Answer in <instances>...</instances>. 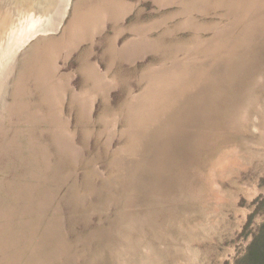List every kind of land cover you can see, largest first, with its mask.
Listing matches in <instances>:
<instances>
[{
  "label": "rangeland",
  "instance_id": "1",
  "mask_svg": "<svg viewBox=\"0 0 264 264\" xmlns=\"http://www.w3.org/2000/svg\"><path fill=\"white\" fill-rule=\"evenodd\" d=\"M222 1L73 0L65 26L51 36L60 39L65 32L67 37L70 35L65 29L75 17L76 4H80L77 16L95 10L104 14L106 23L98 26L96 21L99 29L94 36L88 33L72 54L66 51L58 54L55 67L60 68L55 75L50 74L53 79H42L37 60L32 58L24 63L25 52L34 54L31 49L36 40L21 51L6 99L9 104L20 101L22 105L15 111L8 109L3 117L6 130L0 131V264H183L182 260L185 264H248L244 257L264 224V91L260 88L264 63L257 67L256 61L262 55L264 44L258 48L259 55L247 51L256 34L264 31L256 30L259 24L246 11L248 8L245 10L241 5V0ZM255 1L251 0V8ZM257 16L263 18V25L264 2ZM215 30L222 33L216 36ZM143 37L149 40L144 44L146 47L136 44ZM201 46L206 49L205 53L193 50ZM125 49H134L133 58L148 54L133 62L123 55ZM192 54L190 58L198 57L216 71L222 65L232 70L229 67L232 64L233 72L228 75L237 77L221 82L220 95L208 79L201 89L211 96L194 99L200 97L198 92L189 93L186 101L198 100L203 108L200 113L199 107L192 106L186 117L190 120L198 114L206 119L215 116L222 129L236 124L242 116L248 119L242 131L212 132L232 133L231 142H234L229 146H220V143L213 147L207 139H202L208 144L205 148L192 143L188 146V149L202 150L206 162L219 158L230 146L243 149L246 166H240L231 175L228 173L225 180L220 179L230 200L217 212L216 225L209 226L207 223L213 218L208 219L201 210L204 205L200 198L195 200L188 188H183L184 195L181 192L176 195L185 196V204L179 200L178 210L170 214L166 202L171 199L155 202L153 197L154 186L161 179H150L142 173L136 192L131 191L133 187L127 181H118L117 187L113 185L114 177L123 172L114 161L120 150L131 142L130 136L123 133L131 127L134 96L147 91L155 72L173 64L181 68L180 63ZM212 67L206 68L205 73L215 74ZM22 70L27 77H20ZM98 74L109 78V94L104 91L107 85L98 90L96 83H101ZM18 79L23 80L20 92L16 90ZM54 82L62 83L60 88ZM51 86L57 87L56 90ZM92 90L98 91L97 96ZM92 92L96 98L93 103L86 102L87 109L82 102L83 106L80 101L76 102L77 94L88 93L93 97ZM213 104L217 105L216 110H209ZM53 105H57L56 110ZM106 117L110 120L114 117V122L117 119L116 127L106 122ZM114 131L118 136L112 141ZM68 133L74 135L73 143ZM65 134L71 140L69 143L67 138L66 145L77 148L74 155L65 152V144L61 147L59 143L61 139L66 140ZM97 168L110 178L109 182L99 176ZM108 184L112 186L109 188ZM129 191L141 202H146L147 197L148 205L155 206L145 208L153 214L147 217L149 222L134 231L126 219ZM197 217L206 220H200L203 224L198 225L199 229L195 224Z\"/></svg>",
  "mask_w": 264,
  "mask_h": 264
},
{
  "label": "bare ground",
  "instance_id": "2",
  "mask_svg": "<svg viewBox=\"0 0 264 264\" xmlns=\"http://www.w3.org/2000/svg\"><path fill=\"white\" fill-rule=\"evenodd\" d=\"M240 2H242L241 5H243L245 10L246 7L248 8L246 10L247 12L255 16L253 20H256L259 24V27H257L256 30L264 31V24L261 25L263 23V18L262 17L258 18L257 16L260 12L261 4L262 2H264V0H256L253 3L254 5L253 8H251V0H246V1L241 0ZM240 2H236L238 7L241 6L238 5V3L240 4ZM72 4H73V0H0V131L6 130L5 126L3 125L4 124L3 117L5 116L4 114L8 112V109L15 111L17 108H19L18 107L19 105H22V103L19 104L20 101H17L15 104H9V102H7L6 99V96L9 93L8 89L10 88L11 79L15 77V73L20 59L18 58V56L21 53V51L25 47H27V45H29L31 41L36 40L34 46H32L31 49L34 52V54L28 55V52H25L24 63L29 62V60L32 61V58L37 60L39 62V67L37 71H39L40 74H43L42 79L48 80L52 78L51 77L52 75L50 74H54V72H57V69L60 68L57 67L56 69L55 67L57 56L60 52L66 51L68 54H72V52H75L74 50L77 47H79L80 44L85 40L88 33L89 34L92 33L91 36H94L93 34L94 32H96V29L98 28L95 25L96 21H98L97 23L98 26L105 25L106 19L103 16L104 14L97 12L95 10L88 12V14L83 12L81 16L80 15L77 16V13L79 11L78 6H80V4H76L74 11L75 17L65 29V31L67 30L70 31V35H68L67 37L65 32V34L60 39L51 36L58 29H60L62 25H64V22L66 21L71 11ZM218 7H221V3L218 4ZM237 16L239 18V12L237 13ZM88 22H90V24ZM222 27L225 28L223 25ZM214 32L216 36L222 33L220 30L219 31L215 30ZM41 35L42 36L47 35V37H45V39H41L40 38ZM263 38H264L263 33L256 34L255 40L252 41L251 43L252 45L251 49L247 51V53L253 54L254 52L256 55H259L258 48H260L261 45L264 44L262 41ZM148 42L149 40L143 37L142 42L141 40H139V42L137 41L136 44L144 45L147 44ZM214 45L215 44L213 43L210 46H214ZM144 46L146 47V45ZM193 50L194 51L198 50L199 53H205L206 49L201 46L200 48L197 47ZM262 50L263 51L260 59L259 58L256 59V61L259 62V64H257V67L260 66L262 63H264V48ZM122 52L123 55L126 58H128V60L130 59L131 61L138 60L142 57H145L146 54H148V52H146L141 54L137 58H133V56L135 55L134 49H125V51ZM194 54H192L191 56L189 55L188 60L184 59L180 63L182 64L181 68H178L176 64H173L169 68H164L155 72L154 77L152 78V82L147 88V91L144 92L143 95L141 96H136V97L134 96L133 111L130 112V118L132 122H130L129 124L131 127L127 131L125 129L123 133L125 136L126 135L130 136L131 142H129V144L126 145L124 148L122 149L120 148L121 153L118 154V156L115 155L117 157L114 163H116L117 164L116 166H118L120 170H123V172L119 174L122 175L121 178L118 177L119 175L117 177L116 176L114 177L113 185L117 187L119 185L118 181L122 183L127 181L129 182L128 186L133 187V190L131 191L136 192L135 187L142 173H146L150 179L151 178H153L154 180L161 179V183H157L154 186L156 191L155 194H153V197L155 202H161L164 199H166L164 201H168V199H171L169 200V202H166L167 204L166 206L169 208L170 214H172V212L175 213V211L178 210V207L180 206L179 205L180 202H178L179 200L182 201L183 203L186 201L185 196L176 197V195L180 192L182 195H184L183 188H188V191L192 193L195 200H198L200 198V202L204 205L201 207V210L204 211L206 215L209 216L208 219L213 218L212 221L207 223V225L209 226L210 223L216 225L217 212H219V210H221L225 206V205L223 206L224 203L230 200L229 195H226V192L224 191V189H222L220 179L222 178V180H225L227 177H229V175H227L228 173H230L231 175V173L237 172L240 169V166L241 167L246 166V164H244L245 162L242 157L243 149L239 146H234V147L230 146L228 147L226 152H224L223 155L219 156V158L216 157L217 159H214L211 162L210 161L206 162V160L204 161L203 159V155L205 154L204 152L201 153L202 150L197 151L194 148L188 149V146L190 143H192L193 146L197 145L199 146V148L207 147L208 144L206 143L204 144V142H202V139L204 140L207 139L209 144H211L213 147L217 146L216 144H220V143H221L220 146L222 145H225V147L227 145L229 146L231 143L234 142V141L231 142L233 136L232 133H227V134L220 133V135H217L212 132L222 131V130L224 131L229 130L231 132L242 131V128H245L247 126L248 119H245V117L242 116L239 118L237 122H235L236 124L230 125L226 129L225 128L222 129V126L216 123L215 116L206 119L201 114H198L197 116H192L190 120L188 119V117H186V114L190 112L192 106L199 107L201 113V110L203 108L201 106V102H198V100H194V99H203L205 97L207 98L208 96H211L208 95V92H203L204 90L202 91L201 89L203 87V84L207 82V79L210 82H212L213 85H215V87H217L218 93L220 95L221 93L220 88L222 85L221 82L226 78L234 79L237 77L235 75L234 76L228 75V72H233L232 64H229V67L232 70L228 71L229 68L226 67L224 69L225 66L222 65L220 71H216L215 67H212L208 65V63L203 62L202 59H199L198 57L190 58ZM246 59L251 60L249 58ZM210 67H212L211 70L215 68L214 69L215 74H211L210 72L205 73L204 70ZM21 75L20 77L23 78L27 77L26 71L22 70ZM219 77H221L222 79L220 80ZM19 79L16 80L17 81L16 90L18 92L22 91L23 89V87L20 86V83L23 82V80L19 81ZM97 79L101 80V83H96L98 90L99 87L101 86L105 87L107 85V87H105V90L104 89L103 90L107 94H109V91L111 90V82L109 81V78H107L106 75L98 74ZM57 80H53V81L57 82ZM45 82L46 81H44V83ZM49 82L51 83V81ZM49 82L46 83L49 84ZM57 84H55L54 82V85ZM61 84L62 83L58 84L59 85L58 88H60ZM42 85L44 86V84ZM51 87L53 91L56 90L57 88L55 86H51ZM260 88L263 89L264 91V79L260 84ZM41 89L43 90V87H41ZM93 92H92V96L94 95ZM96 92L98 94V91L96 90L95 95ZM192 92L193 94L198 92L197 96L200 95V97L194 98L192 101L187 102L186 101V99H188L187 96L189 93ZM46 93L48 94V91ZM53 93L51 92V94ZM58 94L60 95V93ZM50 97H52V95ZM54 97L56 98L55 95ZM93 98L96 97L95 96L91 97V94L88 95V93L87 94L80 93L79 95L77 94L76 99L78 101L74 97L76 102L80 101V104L82 102L84 105L86 104L87 101L93 103L94 101ZM214 98L216 100L217 99L219 100L217 94H214ZM45 99L48 98L46 97ZM56 106L57 105H55L54 108ZM81 106L83 105L81 104ZM86 106L87 105H85V107ZM216 107L217 105L213 104L212 106H209V110L211 109L216 110ZM59 115L61 117L62 112ZM29 116L31 117V115ZM56 116L57 114H55V117ZM111 119L114 120V117ZM60 120L61 118L59 119V121ZM106 120H107L106 122L110 124L113 123L114 126L116 127L117 119L115 122L108 118ZM187 127L192 128V130L187 132L186 129ZM59 130L60 129H58V131ZM58 131L57 133L59 136ZM62 134L64 136V133ZM68 134L69 136H71L72 141L69 140L70 137L67 134H65L66 142L63 141L64 139L63 140L61 139L59 140V143L61 147H63V143L65 144V146L63 147V150L64 149L66 150L65 152L68 151L67 153H69V155L71 153H72L71 155H74V153L77 151L75 145L73 146L71 144L66 145L67 138L69 140L68 141L69 143L70 141L71 143H73L74 135L70 133ZM193 135L195 136V138H191ZM58 136L57 138L60 137ZM116 136H118L117 132L114 131V133H112L111 140L113 141V139ZM214 149L212 150L214 151ZM162 155H164L165 158H161ZM96 172H98L99 176H101L106 182L110 181V178L106 177L105 174H103V172H101L98 168ZM165 174L167 175V179L165 178ZM108 186L110 188L112 185L108 184ZM179 188H181V191L178 190ZM152 190L154 189L152 188ZM175 197L176 199L174 200ZM202 199H204V201ZM116 200L118 199L116 198ZM127 200L128 202L126 203L127 205L126 219L128 225L133 226L132 230L134 231L137 227L141 226V224L145 222H149L147 220L150 219L147 217L153 214L152 211L150 212L149 210L146 211L145 208H151L152 206L154 208L155 206L152 204L148 205L150 201H148L147 197L145 198L146 202H141L140 198L134 194H131V192ZM177 202L178 205L176 207L170 208V205H176ZM140 211H143L144 213H140ZM208 212H210V214H208ZM197 220L200 222V220H204V219L201 217H197ZM198 221L196 223L195 221L191 222L196 224V229H199L198 225L203 224L202 221L200 223H198ZM205 221L206 220H204V222ZM191 223H189L187 227H190ZM152 224H154L153 221ZM111 237L114 238L115 236L112 235ZM62 251L65 250L62 249ZM181 262L185 264L184 260H182Z\"/></svg>",
  "mask_w": 264,
  "mask_h": 264
},
{
  "label": "trees",
  "instance_id": "3",
  "mask_svg": "<svg viewBox=\"0 0 264 264\" xmlns=\"http://www.w3.org/2000/svg\"><path fill=\"white\" fill-rule=\"evenodd\" d=\"M244 261L248 264H264V224L252 240Z\"/></svg>",
  "mask_w": 264,
  "mask_h": 264
}]
</instances>
